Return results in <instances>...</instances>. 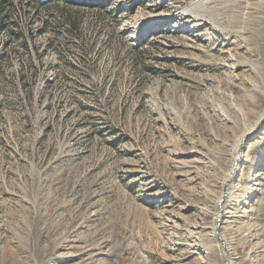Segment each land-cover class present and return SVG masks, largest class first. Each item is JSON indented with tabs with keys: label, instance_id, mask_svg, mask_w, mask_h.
Returning a JSON list of instances; mask_svg holds the SVG:
<instances>
[{
	"label": "rangeland",
	"instance_id": "1",
	"mask_svg": "<svg viewBox=\"0 0 264 264\" xmlns=\"http://www.w3.org/2000/svg\"><path fill=\"white\" fill-rule=\"evenodd\" d=\"M107 2L0 31V264H264V0Z\"/></svg>",
	"mask_w": 264,
	"mask_h": 264
},
{
	"label": "trees",
	"instance_id": "2",
	"mask_svg": "<svg viewBox=\"0 0 264 264\" xmlns=\"http://www.w3.org/2000/svg\"><path fill=\"white\" fill-rule=\"evenodd\" d=\"M18 2H20L19 4L22 8L31 7L35 8L36 11L42 9L46 11L54 10L59 14L61 27H66L67 32H78L80 26V22L76 19L77 16H75L77 14H69L68 11L79 14L81 12L84 13L85 11L83 9H85L98 16L106 17L105 14H108L105 10L108 7L107 0H20ZM18 2H14L13 0H0V31L9 29V26L12 23L11 21H13L12 18L16 15L18 9L16 6ZM61 10H64V12ZM47 23L49 24L48 21ZM57 33L60 34L61 31L57 30ZM24 43L25 47H27L26 40Z\"/></svg>",
	"mask_w": 264,
	"mask_h": 264
}]
</instances>
